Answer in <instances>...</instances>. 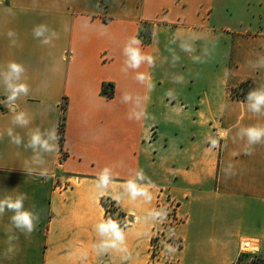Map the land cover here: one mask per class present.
Instances as JSON below:
<instances>
[{"label":"crops","instance_id":"1","mask_svg":"<svg viewBox=\"0 0 264 264\" xmlns=\"http://www.w3.org/2000/svg\"><path fill=\"white\" fill-rule=\"evenodd\" d=\"M40 24L58 33L51 45L33 36ZM142 24L153 28L148 43ZM189 37L191 52L180 47ZM126 46L152 63L131 67ZM262 59L264 0H0V200L24 193L39 217L28 235L12 226L11 211L0 215V264H148L160 228L155 205L167 194L182 218L166 231L181 242L180 264L264 259V142L246 155L238 137L242 127L264 126V116L229 94L242 82L264 84L255 67ZM9 61L25 67L29 86L14 106L2 75ZM20 111L25 127L12 123ZM62 114L61 147L26 146L32 131L58 132ZM105 169L109 183L97 189ZM128 181L151 199L133 198ZM102 199L116 206L112 218ZM109 219L123 241L98 228ZM104 241L117 248L99 251Z\"/></svg>","mask_w":264,"mask_h":264},{"label":"clouds","instance_id":"2","mask_svg":"<svg viewBox=\"0 0 264 264\" xmlns=\"http://www.w3.org/2000/svg\"><path fill=\"white\" fill-rule=\"evenodd\" d=\"M7 35L12 38L15 37V33L9 31ZM33 36L41 41L44 45H51L53 40L58 39L59 35L55 30L50 29L45 24H40L33 29ZM131 43L139 44L140 41L135 39V36H132ZM191 37L186 41H182L180 47L184 51H194L191 46ZM15 40H12V43L15 44ZM125 53L128 56V60L125 63H128L131 67L136 68L140 65V63L147 59L149 63H152L151 57L143 56L138 48H133L130 46L125 47ZM178 56H173V62L178 61ZM194 60L199 61L200 57H194ZM257 68H264V59L258 61L255 65ZM7 71L2 73L4 77V83L6 85V100L10 105H15V101L17 98L21 96H27L29 93V86L21 77L25 74V67L16 61H9L6 64ZM138 79H143V76L138 77ZM124 101H128L130 97L125 94L123 97ZM247 108L254 115L264 116V84H261L256 89L250 91L247 94ZM137 117H139V113H137ZM131 118V117H129ZM29 120L25 118V114L23 111L16 113L12 117V123L17 124L21 127H25L29 124ZM7 135L11 138L12 142L17 146L21 145V137L18 134H13L12 128L7 129ZM29 139L27 143V147L32 148L34 151L39 147L44 152L53 153L57 150L59 135L57 132V127H53L52 131L48 134L47 138L42 137L39 130L32 131L28 133ZM240 140H246V146L244 148V152L246 155H251L252 146L261 142H264V126L262 125H254L249 127H242L240 129V133L238 134ZM2 138V137H0ZM49 140L53 141L52 144H49ZM235 141V139H234ZM217 140L212 139L211 144L213 147L217 145ZM234 165L229 163L225 169L226 175H233L232 172ZM41 175H46V170L40 173ZM109 183V177L107 175V169L103 175L100 176L99 181L96 182V188L99 189L102 185H107ZM127 190L131 193L132 197L135 198L137 195L145 196L147 199H151L148 195L147 191L143 187H138L136 183L132 181H128L126 183ZM27 199L26 194L20 193L16 196V198H6L4 200H0V215H2L5 210L11 211L13 215L11 216V224L12 226L25 234L30 235L36 228V224L39 220V217L30 209H26L24 207V201ZM98 228L102 232H110L112 236L115 237V240L123 241L124 236L117 227V224L113 222L111 219L108 220L106 224L100 223ZM11 231V228L9 229ZM10 240L16 239L15 236L9 237ZM99 249V251H107L109 248L116 249L117 245L115 241H104L98 246H95ZM120 251L127 252V249H119ZM169 251H173V249L169 248ZM9 251H12L9 248ZM127 258V256L125 257Z\"/></svg>","mask_w":264,"mask_h":264},{"label":"built area","instance_id":"3","mask_svg":"<svg viewBox=\"0 0 264 264\" xmlns=\"http://www.w3.org/2000/svg\"><path fill=\"white\" fill-rule=\"evenodd\" d=\"M178 202L170 195L158 198L154 214L159 222L160 228L156 229L150 242L148 264H180L174 256V251L181 247V242L167 230H173L182 218L177 215ZM171 248L173 251H169Z\"/></svg>","mask_w":264,"mask_h":264},{"label":"rangeland","instance_id":"4","mask_svg":"<svg viewBox=\"0 0 264 264\" xmlns=\"http://www.w3.org/2000/svg\"><path fill=\"white\" fill-rule=\"evenodd\" d=\"M145 28H149L148 24H144ZM144 34L147 35V32L144 31ZM252 89V84L249 82H242L238 86L232 88L229 91V94L231 97L235 98H240L244 96L246 93H249ZM106 204L110 210H115L116 206L110 202L106 201ZM238 264H264V259L260 258L256 255H251V254H242L238 259H237Z\"/></svg>","mask_w":264,"mask_h":264},{"label":"trees","instance_id":"5","mask_svg":"<svg viewBox=\"0 0 264 264\" xmlns=\"http://www.w3.org/2000/svg\"><path fill=\"white\" fill-rule=\"evenodd\" d=\"M152 26H150L149 28H145L144 24H142V26L140 27V30H139V36L142 40L143 43H148L150 41V38H151V34H152ZM144 31L147 32V35L144 34ZM104 92L107 94V96H111L112 93H113V86L111 83L109 84H104ZM254 90V87L252 85V89L251 91ZM247 94L246 93L244 96L240 97V98H246L247 97ZM63 124H64V115L62 114L61 118H60V124H59V129H58V135H59V144H60V147L63 143ZM102 204L104 205L105 209H106V212L108 213V217L112 218L109 214L110 212V209L108 208L107 204H106V201L104 199H102ZM118 225L120 226H123L124 223H118Z\"/></svg>","mask_w":264,"mask_h":264}]
</instances>
